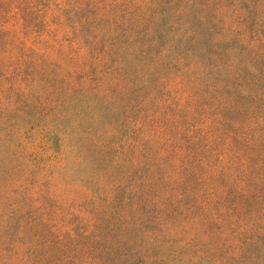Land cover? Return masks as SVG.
I'll return each instance as SVG.
<instances>
[{
    "label": "rangeland",
    "instance_id": "374dc122",
    "mask_svg": "<svg viewBox=\"0 0 264 264\" xmlns=\"http://www.w3.org/2000/svg\"><path fill=\"white\" fill-rule=\"evenodd\" d=\"M0 264H264V0H0Z\"/></svg>",
    "mask_w": 264,
    "mask_h": 264
}]
</instances>
